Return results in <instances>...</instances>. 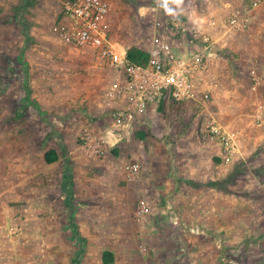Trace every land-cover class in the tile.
Masks as SVG:
<instances>
[{
    "label": "crops",
    "instance_id": "obj_1",
    "mask_svg": "<svg viewBox=\"0 0 264 264\" xmlns=\"http://www.w3.org/2000/svg\"><path fill=\"white\" fill-rule=\"evenodd\" d=\"M63 1L0 0V264H103L105 250L113 254L110 264H120V245L104 246L103 180L96 179L80 151L79 136L89 125L106 137V152L113 157L112 201L169 193L187 214L193 206L189 195L208 188L211 202L226 204L227 165L219 143L200 140V116L226 127L241 120L249 100L246 74L233 67L229 50L238 55L233 60L241 62L239 67L248 62L264 70V35L248 47L241 40L248 35L247 23L235 28L226 22L245 10L243 0H130V6L109 0L110 39L122 50L136 46L149 52L158 38L178 53L192 45H215L218 53L203 51L197 76V93L209 92L208 103L163 100L124 124H105L110 111L102 87L111 79L121 83L123 76L99 66L93 49L67 44L52 31ZM158 16L159 24H152ZM256 16L264 22V0ZM74 74L90 75L95 82ZM85 105L94 114L107 109L97 120L102 123H90L81 112L67 116ZM48 151L56 156L51 162L45 159ZM132 158L140 164L133 162L139 171L131 177L127 162ZM93 165L106 172L104 160ZM207 211L215 214L214 207ZM73 214L80 217L79 231ZM81 217L95 224L89 227Z\"/></svg>",
    "mask_w": 264,
    "mask_h": 264
},
{
    "label": "rangeland",
    "instance_id": "obj_2",
    "mask_svg": "<svg viewBox=\"0 0 264 264\" xmlns=\"http://www.w3.org/2000/svg\"><path fill=\"white\" fill-rule=\"evenodd\" d=\"M129 1L122 0V4L125 6L129 4L130 6ZM254 2L256 0H243V4L247 9L253 8L250 11V17L246 25L248 28L246 34L248 35L241 36L242 42L247 43L248 47H255L257 45L256 40H259V37L264 35V22L256 18L262 0L257 6H253ZM237 14H240V12ZM160 19L159 16L155 17L151 20V23L155 22L158 25ZM228 20L226 21L227 23ZM168 23L170 24V21ZM192 38L194 43L195 38ZM226 56L231 59L234 68H242L243 76L246 74L243 79L245 87L244 97H246V100L249 97L239 122L227 124L226 127L215 121L229 131L238 134L236 139L238 151L227 153V161L223 162L227 165V184L224 189L227 191L225 192L227 194L226 204L225 202L222 204L211 202V199L208 198V188L202 189L204 191H201L200 195L197 193L189 195L193 206L187 209V214H181V202L176 201L174 203L170 199L171 194L169 193L159 198L153 196V198L151 197L152 200L147 195L142 197L136 195L134 200L114 202L112 201L113 190L111 184L112 178L113 180H116V178L113 176V157L110 152H106L108 142L106 137L104 136L106 142L104 153L100 158L90 159L85 155L84 150L80 149L82 155L91 164L96 179L103 180L105 186V195L103 197L105 211L102 219L105 237L104 246L120 245V264H216L217 262L218 264H264V70H259L257 65L254 66L248 62L246 66L239 67L241 62L233 60L238 55L232 50H229ZM99 66L114 73L116 72L107 66L101 64ZM77 69V67L74 68V71L77 72ZM252 70H255L261 76L260 84H258L256 90L251 88ZM73 78H81V80L88 78V81L94 79L90 75L84 76L83 74H74ZM94 82L95 79L92 83ZM109 83L108 86L102 87V91L103 98L107 101L106 108H109L110 111L115 107V104L108 103L105 93L113 88L116 82L111 79ZM102 91L100 90L99 93H102ZM96 94L99 97V94ZM78 100L75 99V101ZM97 101H99V98ZM259 104L263 106V119L257 122L254 118V113ZM106 110L104 111L103 109L102 112L107 113L108 111ZM75 112L78 115L81 112L90 123L96 125L102 123L101 121L97 122L98 119L102 118V112L101 114H94L87 108V105L71 109L67 116L75 117L73 115ZM105 114L103 115L105 116ZM200 119L203 121L201 120L202 122L199 123L197 128L199 138V128L205 122L202 115ZM103 122L110 125V123L124 124L126 121L117 122L111 116H106V120H103ZM132 125L135 126L137 124L133 123ZM91 126L89 125L82 131L78 139L79 144L83 132L87 129L95 134H102L101 131H97ZM136 132L142 131L139 129ZM200 140L206 142L204 139L200 138ZM139 146L141 145L136 144V147ZM101 160L107 163L106 172H100V166L93 165L101 162ZM129 160L131 161H128L127 164L135 161L140 164V160L134 158ZM141 161L146 160L141 157ZM195 188L196 190H201L200 187ZM214 190L222 193L221 190L223 188L215 187ZM204 198L209 199V202L203 200ZM139 200L146 201L148 206L142 221H137L135 218ZM204 203H207V207L204 206ZM224 204L226 207L223 206ZM92 205L94 206L95 204ZM213 207L215 214H207V210ZM221 209L225 210L224 214L222 213L223 211H220ZM198 210L204 213L193 214ZM81 220H86L89 227H91V224H95V220L91 217H81ZM78 223H80V217L73 214V224L77 225V230L80 227ZM128 259L132 263L128 262ZM195 261L198 263H195Z\"/></svg>",
    "mask_w": 264,
    "mask_h": 264
},
{
    "label": "built area",
    "instance_id": "obj_3",
    "mask_svg": "<svg viewBox=\"0 0 264 264\" xmlns=\"http://www.w3.org/2000/svg\"><path fill=\"white\" fill-rule=\"evenodd\" d=\"M256 0L253 6H257ZM110 2L109 0H64L52 31L65 43L77 47H88L94 50L99 62L114 68L122 74L123 80L116 84L105 97L109 104L116 106L110 110L109 116L117 122L129 121L142 116L151 105L171 100L175 103L193 101L204 105L210 101V93H197V76L203 69L207 45L183 53H176L167 42L155 38L149 51L150 58L145 65L134 64L126 59V51L117 47L110 39ZM251 9H245L232 15L228 23L233 27L244 26ZM194 39H189L193 43ZM206 42V41H205ZM261 76L251 71V88L256 90ZM257 122L263 119V106L259 104L254 113ZM200 138L206 142L220 144L224 159L227 153L238 151L237 134L226 129L213 120L202 123ZM105 138L103 134H95L87 129L83 132L80 145L90 159L100 158L104 153ZM129 175L135 176L139 164L131 163L127 167ZM148 209L144 200H139L135 211L137 221H142Z\"/></svg>",
    "mask_w": 264,
    "mask_h": 264
},
{
    "label": "trees",
    "instance_id": "obj_4",
    "mask_svg": "<svg viewBox=\"0 0 264 264\" xmlns=\"http://www.w3.org/2000/svg\"><path fill=\"white\" fill-rule=\"evenodd\" d=\"M126 59L134 64H141V65H145L147 64L149 58H150V54L148 51L141 49L139 47L136 46H130L126 49ZM56 158V156L54 155L53 151H48L45 154V159L47 162H51ZM102 262L103 264H110L113 262V254L108 251L105 250L102 253Z\"/></svg>",
    "mask_w": 264,
    "mask_h": 264
},
{
    "label": "water",
    "instance_id": "obj_5",
    "mask_svg": "<svg viewBox=\"0 0 264 264\" xmlns=\"http://www.w3.org/2000/svg\"><path fill=\"white\" fill-rule=\"evenodd\" d=\"M218 53V48L215 45H212L208 50V55H216Z\"/></svg>",
    "mask_w": 264,
    "mask_h": 264
}]
</instances>
